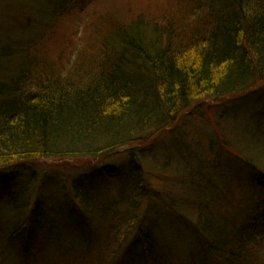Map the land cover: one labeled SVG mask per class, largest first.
Returning <instances> with one entry per match:
<instances>
[{
    "label": "trees",
    "instance_id": "16d2710c",
    "mask_svg": "<svg viewBox=\"0 0 264 264\" xmlns=\"http://www.w3.org/2000/svg\"><path fill=\"white\" fill-rule=\"evenodd\" d=\"M111 15H99L97 44L85 39L72 62L52 67L30 61L26 49L31 44L0 28V208L8 209L6 216L0 215V253L15 248L25 264H44L48 246L39 238H48L54 229L45 187L30 188L31 179L19 183L25 170L13 166L40 159L107 157L130 145L151 143L204 101L242 94L264 101V0H164L146 10L133 9L129 19ZM260 116L257 121L264 128V109ZM263 135L264 130L254 127L250 143L261 141L264 147ZM230 152L241 157L242 168L255 165L264 174V160L256 165L253 153L239 148ZM198 164L206 176L192 171L195 165L186 171L188 187L195 192H212L215 184L224 191L238 179L239 173L227 168ZM114 173L103 170L105 179ZM253 179L251 185L262 191L250 214L235 210L232 190L224 206L222 196L190 202L166 194L173 199L167 205L171 213L194 218L207 264H264L256 226L264 218V175ZM87 181L72 184V205L66 200V212L61 199H50L75 228L68 237L88 246L96 217H108L112 225L94 264H174L153 217H161L156 208L167 197L158 194L139 166L110 203L112 208H103L97 188L90 190ZM179 184L185 187L184 180ZM55 249L59 260L68 252L75 263V247Z\"/></svg>",
    "mask_w": 264,
    "mask_h": 264
},
{
    "label": "rangeland",
    "instance_id": "374dc122",
    "mask_svg": "<svg viewBox=\"0 0 264 264\" xmlns=\"http://www.w3.org/2000/svg\"><path fill=\"white\" fill-rule=\"evenodd\" d=\"M162 1L164 0H0V28H6L12 36L31 44V48L26 49V53L30 54V61L44 62L52 67V64L59 61L72 62L82 49L85 39L92 45L97 44L95 29L99 15L111 13L118 20L119 17L129 19L133 9L146 10ZM112 24L115 29L118 22L114 21ZM36 38L38 47H35ZM38 82L42 87V80ZM250 96L242 94L220 102L208 100L194 104L172 127L162 130L151 143L130 145L107 157L62 161L40 159L13 166L12 168L25 170L17 177V180L21 177L19 183L31 179L30 182L34 183H31L30 188L35 185L40 189L45 187L43 195L48 198L46 203L50 209V222L54 231H49L48 238H39V242L45 241L48 246L45 256L42 255L44 258L40 256L43 263L71 264L70 259L72 261L73 258L68 252L59 260L56 255L59 252L54 251V248H64L65 252L67 245L77 249L74 264H94L102 257L100 248L108 226L112 225L108 223V217L104 214L96 217L92 223V243L88 246L85 240L68 237L69 229L75 228L68 222L65 214L58 213L51 204L53 200L61 199L63 212L70 210L66 200L72 205V184L80 178L88 180L90 190L97 188L95 195L104 209L116 202L117 193L126 183L129 174L139 166L158 194L164 196L170 193L175 200L181 198L190 202L222 196L220 202L224 206L226 193L232 190L229 198L232 199L231 204L235 210L250 214L253 204L258 200L257 195L262 191L251 185L253 177H262L264 174L262 168L256 170L255 165L242 168L238 159L241 157L230 152V149L237 148L251 152L256 165L264 160L261 141L259 145L249 141L254 127H259L261 132L264 130L263 123L257 121L261 119L259 113L264 109V101L259 102ZM235 155L236 159L233 157ZM199 162L227 168L232 173L237 172L238 179L232 180L231 186L224 191L220 184H215L212 192L205 189L195 192L188 187L189 176L186 171L188 167L195 165L192 171L206 176L208 173L205 169L196 166ZM106 168L115 170L114 177L105 179L107 176L103 175V170ZM181 179L184 180L185 187L180 186ZM210 181L213 182L212 179ZM166 197L165 204L161 203L156 208L161 217L158 214H153V217L156 224L159 223L156 234L171 251V261L174 264H207L196 235L194 218L190 219L191 215L181 217L176 212L171 213L168 206L173 203V199L167 195ZM7 213L8 209L2 206L0 215L6 216ZM6 222L7 220L2 219V223ZM256 226L264 258V218ZM0 254L3 255H0V262L4 264H25L24 258L15 248H6V252ZM33 264H41V261H34Z\"/></svg>",
    "mask_w": 264,
    "mask_h": 264
}]
</instances>
